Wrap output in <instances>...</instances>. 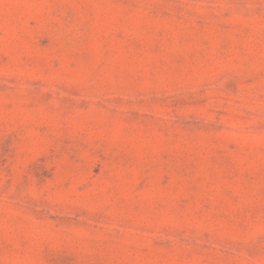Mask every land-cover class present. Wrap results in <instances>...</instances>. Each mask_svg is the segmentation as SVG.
I'll return each mask as SVG.
<instances>
[{"label":"rangeland","instance_id":"rangeland-1","mask_svg":"<svg viewBox=\"0 0 264 264\" xmlns=\"http://www.w3.org/2000/svg\"><path fill=\"white\" fill-rule=\"evenodd\" d=\"M0 264H264V0H0Z\"/></svg>","mask_w":264,"mask_h":264}]
</instances>
